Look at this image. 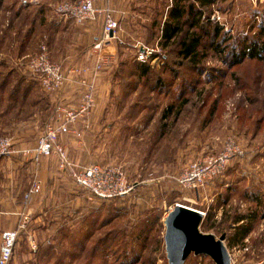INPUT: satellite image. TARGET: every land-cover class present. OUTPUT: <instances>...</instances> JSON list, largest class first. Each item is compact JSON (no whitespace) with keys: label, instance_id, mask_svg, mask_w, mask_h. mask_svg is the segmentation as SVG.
Segmentation results:
<instances>
[{"label":"rangeland","instance_id":"1","mask_svg":"<svg viewBox=\"0 0 264 264\" xmlns=\"http://www.w3.org/2000/svg\"><path fill=\"white\" fill-rule=\"evenodd\" d=\"M10 1L3 0L0 4V36L12 25L7 36L9 39L0 49L4 56L0 63L6 66L18 65L21 56L32 52L39 43H47L35 36L41 30L36 26L34 34L20 50L22 37L30 30L31 19L40 2L53 1L56 4L62 0H36L35 3L28 0V5L32 6L22 11L20 16L15 15V11L24 4L16 0L13 9H9ZM262 8L264 0H219L206 13L210 15L209 19L222 27L223 32L234 36L241 31L239 29L247 33L250 23L259 20L256 15L251 20L249 12ZM260 14H264V9ZM137 42L140 41H130V44L134 46ZM112 43L117 44L118 41ZM211 43L209 39L204 40L198 64L215 70L197 74L198 84H193L197 92L194 94L185 89L180 97L178 83L181 79L168 90L150 93L142 86L143 80L140 82L133 77L137 48L124 47L120 54L116 52V62L108 73V88L104 89L97 107V123L86 137L89 151L82 153L81 162H77L119 166L128 181L138 185L128 195L120 197L117 205L113 200L89 199L85 189L75 186L69 194L74 197V201L70 199L73 220L67 230L43 229L52 226L53 212L52 215L46 212L36 222L34 214L25 211L29 212L26 229L33 226L43 230L37 235V264H53L56 260L60 264H167L163 218L174 203L206 210L200 229L216 236L225 233L224 242L234 260L232 264H264V61H245L240 67L226 68L222 54L216 52ZM153 48H157L159 54L161 51L165 53L159 47ZM21 51L22 54L18 55ZM162 59L154 58L149 63L161 68ZM115 71L120 76L118 81H115ZM183 72L181 75L188 81L192 79V74L186 70ZM162 76L173 82L170 75ZM183 98L188 101L181 107L178 103ZM170 106L172 111L169 110L166 119L162 118L164 110ZM228 136L243 147L244 155L233 159L223 175L198 191L180 189L176 177L185 165L199 157L217 154ZM235 169H238L237 173ZM33 171L30 169L28 173L29 182L35 176ZM232 171L233 176L230 177ZM226 181L229 185L217 191L218 183ZM145 193L149 200L147 197L145 200L138 198L137 194ZM34 199L33 203L38 200ZM65 199L67 197L59 193L47 208L55 204L62 208L68 204ZM31 202L23 200L25 205ZM118 206H121L122 214L115 218ZM150 211L153 219L157 216L158 219L150 230L144 231L142 222L145 218L142 215ZM210 212L213 216L208 219ZM23 216L16 218V227L23 221ZM236 216H244L243 224L252 226L246 240L240 241L235 237ZM60 224L61 220L54 223L56 226ZM118 229L121 237L109 248L94 247L96 240L105 232ZM48 239L53 246H47ZM23 240L27 242L25 238ZM23 246L33 264L35 255L30 251L32 249L28 245ZM116 252L124 254L121 263H118L120 258ZM184 264L214 262L209 256L191 254Z\"/></svg>","mask_w":264,"mask_h":264},{"label":"crops","instance_id":"2","mask_svg":"<svg viewBox=\"0 0 264 264\" xmlns=\"http://www.w3.org/2000/svg\"><path fill=\"white\" fill-rule=\"evenodd\" d=\"M42 3L45 5L44 8H41V11L35 15V18L34 16L32 18L33 23L36 24L37 27L40 26L41 29L40 31L38 30L35 36L39 38V41L42 39L47 41L46 44L49 48L51 60L61 62L65 69L70 68L72 65H91L94 60L90 54V48L88 47L91 46L101 34V17L93 23L76 25L72 20L60 19L59 16L55 14L53 10V5L55 4H53V1ZM42 3L40 2V4ZM172 3L173 0H95L96 6H106L113 10L114 17L119 21V30L117 34L120 40H128L133 43L140 41L143 45L159 47L161 50L163 49L159 45V41L162 23ZM31 6L32 5L28 8ZM156 15H158L159 25L154 23ZM152 34L154 35L152 36ZM32 35H30V38ZM112 41L116 40L108 41L101 51L112 54L114 60L113 64H115L117 44L112 43ZM148 41H150V43ZM132 47L134 46L132 45ZM162 53L161 51V54H156L155 58H162L164 56ZM3 57V53L0 51V59L2 60ZM110 71L105 70L99 74L97 80L96 109L92 117H90L92 121L91 128L83 131V137L80 140H75L69 135L61 137V142L74 162H81L80 157L82 153L89 151L86 137L91 133V129L97 123V107L102 98L101 96L104 89L108 88V73H110ZM1 76L3 79L0 80V136H9L13 140V146L16 149L34 146L44 124L52 115L54 98L45 94L36 80L25 75L22 66L0 65V77ZM78 96L77 92H68V99L71 98L69 99L70 101L72 100L71 102H76ZM78 128L80 130L84 129L81 122L78 124ZM30 169H34L33 172L35 176L41 180L42 190L40 193L31 196L30 200L32 202L30 205H25L23 204L24 194L29 189L32 181L31 179L29 182L28 179ZM237 171L238 169H235L234 172L237 173ZM231 176H233V171L230 173V177ZM218 181L219 180H216V182ZM218 185L220 186L217 187V191L218 189L220 190L222 186L227 187L229 183H227V181L219 182ZM75 186L77 185L70 178L62 175L57 170L54 158L42 157L36 165L21 155L1 158L0 241L1 233L4 230L15 228L16 218L21 215L23 216V214L26 213L25 211L32 212L36 222L41 219V216L46 215V212H51V215L54 213L53 219L55 221L61 220L62 224L58 226L53 223L52 226L43 227L45 231H50L52 229L55 231H58V229H69L71 225L70 221L73 220L70 199L74 201V197L69 194H71V191H73L72 188ZM59 193H62L65 198L67 197L65 201H67L68 204H66V206L63 205L62 208H58L56 204L47 208V204L50 201H54L56 197L59 196ZM137 196L141 200H145L146 197L149 200L146 193L141 195L137 194ZM36 198H38V200H36ZM33 199L34 201L36 200L34 203ZM243 221L244 219L240 220L237 224H241ZM42 231L43 230L40 231L38 228L35 229L33 226L31 228L28 226L25 231L21 232L23 236L20 233L10 264H31V257L24 249L25 247L23 244L26 246L28 245V247L32 249L28 241V235H31V237L36 240V248L38 249L39 241L37 240V235ZM23 238H25L27 242L23 240ZM246 238L247 236L244 239L246 240ZM33 250L34 249L30 251L32 252ZM37 252L38 250H36L35 253L32 252L33 255H35V264L38 263L36 256Z\"/></svg>","mask_w":264,"mask_h":264},{"label":"built area","instance_id":"3","mask_svg":"<svg viewBox=\"0 0 264 264\" xmlns=\"http://www.w3.org/2000/svg\"><path fill=\"white\" fill-rule=\"evenodd\" d=\"M19 1L22 4L29 2L28 0ZM31 1L36 2V0ZM53 10L60 19L72 20L76 25L93 23L101 17V34L90 46V54L94 61L88 66L72 65L65 69L61 62L51 60L49 48L44 42L39 43L29 54L19 58L18 65L23 67L25 75L36 80L43 92L54 98L53 112L44 124L34 146L16 149L9 136H0V159L21 155L36 165L42 157L54 158L57 170L70 178L77 186L85 189L89 193V199L111 200L124 197L138 183H130L119 166L97 163L78 164L70 158L61 142V137L64 135L80 140L83 137V131L91 128L90 117L96 109L99 74L109 70L114 61L112 54L101 50L108 41H119L117 34L119 21L114 17L113 10L106 6H96L95 0H62L53 5ZM134 47L137 48L136 61L142 63L151 62L155 55L160 53L157 48L145 46L140 42H137ZM70 91L78 93L76 102H71L72 100H69L71 98L68 99ZM80 122L84 126L83 130L78 128ZM244 153L243 147L233 137L228 136L217 154L199 157L185 165L176 177V182L180 189L198 191L199 188L223 175L229 163L237 157H242ZM41 190L42 182L34 176L23 200L29 201L32 195L40 193ZM174 205L169 206V210ZM193 209L201 212L203 217L206 214V210ZM23 215V221L16 228L4 230L1 233L0 264H10L18 237L22 231H25V224L29 219V212ZM28 240H30V247L35 249L36 243L31 235H28ZM231 263H234L233 259Z\"/></svg>","mask_w":264,"mask_h":264},{"label":"trees","instance_id":"4","mask_svg":"<svg viewBox=\"0 0 264 264\" xmlns=\"http://www.w3.org/2000/svg\"><path fill=\"white\" fill-rule=\"evenodd\" d=\"M2 1L3 0H0V4ZM216 1L219 0H173L171 7L167 10L166 18L162 23L159 45L165 53L162 57L163 64L161 68L153 67L149 62L142 63L136 60L133 61L134 71L132 75L137 78V81L141 82L143 80L142 86L148 92L159 93L161 91L168 90L171 88L172 84L181 79L178 83L180 86V89L178 90L179 97L185 89L186 92L191 91L195 94L197 90L194 89L195 86H193V84H198L197 74H203L205 70H215V68L208 69L206 66L198 64V61L201 58L200 49L204 48L205 39H209V41L212 42L211 44L214 45L216 52L222 54L221 59L226 68L234 69L235 67H240V65H242L245 61H264V14H260V11L264 8L261 10L254 9L250 12L248 11L251 20H253L252 18H254L255 15V17L259 18V20L250 23L247 33L244 34V30L239 29L241 30L240 32H237L239 31L237 30V33L234 36H231L230 34L223 32L222 27L218 23L209 19L210 15L206 13L208 11L207 9H210V6L214 5ZM14 4H16V0H11L8 8L13 9ZM44 6L45 5H43V3L38 6L39 8L36 9L34 18L35 15L41 11V8H44ZM28 7V4H24L15 11V15L20 16L22 11L28 9ZM28 13L30 15V12ZM157 17L158 15L155 16L154 23L159 25V19ZM31 20V28L30 30H27L24 37H22L23 42H21L20 50H23L25 42L30 40V35H32V32L36 27V24L33 23V19ZM38 27L40 28V26ZM11 29L12 25L9 26L8 30L4 31V34L0 36V49L3 42L6 39H9L7 36L9 37L8 33L11 32ZM131 44L128 40H125L124 42L119 39L116 45L118 54H120V51L124 50V47H132ZM21 54L22 51L18 55ZM0 65H3V63L1 62ZM184 70L193 75L191 80L188 81L186 77L181 75L184 73ZM216 71L221 72V70L218 69ZM114 73L115 81H118L120 79V76L117 74L118 71H115ZM164 74L170 75L171 78L173 77V82L171 79L169 80L162 76ZM187 101V98H183L178 104L182 107ZM169 110L172 111V107L164 110L162 118L166 119ZM112 200L117 205L120 202V197L111 199V201ZM120 211L121 206H118L114 212V215L116 216L115 218H118V215L122 214ZM151 212L152 211L143 214L145 218H143L144 220L142 222L144 224V231L150 230L152 225H154L158 219V216L153 219L150 215ZM210 216H213L211 212L207 214V218L209 219ZM243 219H245L244 216H236L234 219L237 231L235 237L237 240L240 239V241L244 240L252 228V226L247 224H237ZM51 220L52 221L50 222H56L54 219ZM107 223L108 221H106L105 224ZM120 234H122L120 233V229L117 231L115 230V232L108 230L103 236L96 240L94 247L109 248L111 244H114V242L120 239ZM87 236L88 235L85 236V241ZM46 242L48 244L47 246H53L50 244L52 243L50 239ZM121 247L123 248V245ZM33 253H35V249L33 250ZM116 255L120 258L118 263H121L124 259V254L116 252ZM129 256L132 257L133 255L131 254ZM73 257L74 256H71L72 259ZM58 261L59 260H56L53 264H60ZM70 263L71 262H68L67 264Z\"/></svg>","mask_w":264,"mask_h":264},{"label":"water","instance_id":"5","mask_svg":"<svg viewBox=\"0 0 264 264\" xmlns=\"http://www.w3.org/2000/svg\"><path fill=\"white\" fill-rule=\"evenodd\" d=\"M202 213L181 204H175L163 218L164 252L167 264H184L187 257L209 256L214 264H232L225 245V233L216 236L201 231Z\"/></svg>","mask_w":264,"mask_h":264}]
</instances>
